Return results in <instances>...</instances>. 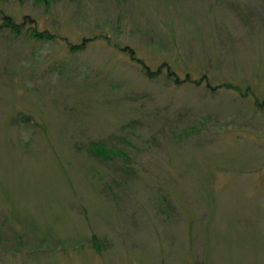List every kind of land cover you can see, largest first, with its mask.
Here are the masks:
<instances>
[{"label":"rangeland","instance_id":"1","mask_svg":"<svg viewBox=\"0 0 264 264\" xmlns=\"http://www.w3.org/2000/svg\"><path fill=\"white\" fill-rule=\"evenodd\" d=\"M0 13L49 36L0 31V264H264V4ZM92 143L103 181L79 174Z\"/></svg>","mask_w":264,"mask_h":264},{"label":"trees","instance_id":"2","mask_svg":"<svg viewBox=\"0 0 264 264\" xmlns=\"http://www.w3.org/2000/svg\"><path fill=\"white\" fill-rule=\"evenodd\" d=\"M260 3L264 4V0H259ZM29 23L32 24L29 25V27L25 30L26 25H28ZM34 24L35 22L33 20H30L28 17H23L20 23H16L14 21V19L10 16L4 15L2 13H0V31L2 30H6L9 33L16 35V36H20L22 35L24 32L31 38L34 39L36 41H40V40H44V39H48L49 36L45 33L41 34V32H38L35 28H34ZM82 45L80 46H70L71 50L74 52L80 51L82 49ZM130 58L132 60H134V57L132 55H130ZM136 62L141 66L143 72L145 73V75L147 77H154L155 75H159L160 74V70L158 68V70L156 71H150L148 70V68L143 64V62L141 61H137ZM171 75V77H173L172 73H169V76ZM177 81V80H175ZM225 88L227 89H235L234 87L230 86V85H225ZM255 100V104L257 106H261L264 105L257 103V100ZM18 116H20L21 119H23V121H28V117L24 116L23 114H19ZM92 148L90 145V150L92 152V158L91 160H88V164H81V167L83 168L82 170H84L83 172H80L79 174L81 175V177H89L85 180H89L91 179H101L103 181V179H106L105 176L107 175L104 171V167L98 168L96 167V169L94 168V166H92L91 164H89L90 161H98L101 162L102 160L106 161V162H110L111 161V154L113 152H111L109 149H107L106 145L104 143H92ZM79 156L84 157V154L82 153H78ZM85 159V158H84ZM84 180V179H82ZM127 180V179H125Z\"/></svg>","mask_w":264,"mask_h":264}]
</instances>
